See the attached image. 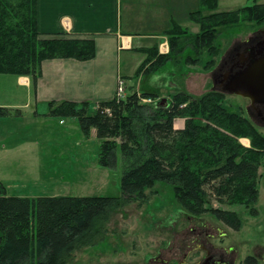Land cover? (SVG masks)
<instances>
[{
	"label": "trees",
	"instance_id": "1",
	"mask_svg": "<svg viewBox=\"0 0 264 264\" xmlns=\"http://www.w3.org/2000/svg\"><path fill=\"white\" fill-rule=\"evenodd\" d=\"M259 1L252 0L253 5L237 11L205 15L217 10L219 0H200V9L189 15L199 31L175 25L167 33L170 52L146 51L136 75L155 74L170 62L201 64L205 71L211 70L221 57L216 45L221 31L245 23L264 25V4ZM187 49L194 51V57L183 58ZM95 57L94 40L42 38L37 0H0V75L30 77L35 91L44 61L86 62ZM226 95L212 89L195 97L181 90L169 102L151 104L145 100H156L157 95L133 93L95 104L94 115L88 114L92 106L88 102H50L47 116L77 119L86 138L96 131L100 167L115 168L120 154L121 196H9L0 180V264H67L74 252L107 233L114 213L133 203H149L152 192L148 191L159 182L172 186L184 211L212 215L240 231L239 215L214 207L211 197L220 205L242 206L250 216H258L264 135L241 111H231ZM21 113L0 107V119ZM178 119L184 120L181 129L175 127ZM243 138L250 147L242 145ZM244 264H258V260L250 256Z\"/></svg>",
	"mask_w": 264,
	"mask_h": 264
},
{
	"label": "rangeland",
	"instance_id": "2",
	"mask_svg": "<svg viewBox=\"0 0 264 264\" xmlns=\"http://www.w3.org/2000/svg\"><path fill=\"white\" fill-rule=\"evenodd\" d=\"M259 4H264V0ZM250 5H253L252 0H219L217 10L204 14L232 12ZM197 26L189 27V30L197 32ZM221 32L216 42L221 57L216 58L215 67L205 71L201 64L168 63L159 73L156 82L161 83V87L152 92L158 98L151 104L169 102L171 96L168 93L181 90L195 97L212 89L221 90L215 78L220 77L222 66L225 63L231 66L233 61L230 58H234L237 52L242 53L251 41L264 39V25L252 27L245 23ZM187 56L194 57L193 51L186 50L183 58ZM141 87L142 92L150 91L145 90L146 85ZM18 88L14 76L0 77V104L19 105L15 110L24 114V119L22 113L0 119V146L13 148L9 170L2 174L0 169V179L5 181L8 195L27 198L120 197V154L115 168L100 167V140L95 134L86 138L77 119L47 116L48 106L36 108L34 104L30 105L25 95L14 98L13 94H7V89L12 93L22 92L23 88ZM226 96L231 111H241L264 135V123H256L249 113L250 101L235 95ZM33 111L40 114L36 122L31 121ZM95 113V107L88 108L89 115ZM259 175L257 217L250 216L242 206L220 205L211 197L214 207L235 211L239 215L243 226L238 232L212 215L196 216L184 211L172 186L159 182L148 191L152 192L149 203L143 206L133 203L114 213L107 233L92 246L74 252L67 264H200L210 254H222L232 264H244L250 256L255 257L258 264H264V166Z\"/></svg>",
	"mask_w": 264,
	"mask_h": 264
},
{
	"label": "crops",
	"instance_id": "3",
	"mask_svg": "<svg viewBox=\"0 0 264 264\" xmlns=\"http://www.w3.org/2000/svg\"><path fill=\"white\" fill-rule=\"evenodd\" d=\"M199 9L200 0H37V27L42 38L94 40L96 57L86 62L73 59L44 61L35 91L30 77L14 76L17 86L23 90L12 93L7 89V94H13L14 98L25 95L30 105L34 104L36 108L40 105L47 107L53 101L88 102L94 106L112 100L116 98L119 80L125 83L126 97L133 93L152 94L161 87V83L156 82L161 71L136 75L148 56L146 51L168 54L167 33L175 25L188 30L194 27L196 24L189 15ZM142 85L150 91L142 92ZM0 106L12 110L19 107ZM32 116L31 121L36 122L40 114L33 111ZM21 118L24 119L23 113ZM175 127L183 128L184 120H176ZM94 134L95 130L91 136ZM240 142L245 147L250 146L248 139L243 138ZM12 150L10 145L0 146L2 174L9 170ZM3 183L7 189L5 181Z\"/></svg>",
	"mask_w": 264,
	"mask_h": 264
},
{
	"label": "water",
	"instance_id": "4",
	"mask_svg": "<svg viewBox=\"0 0 264 264\" xmlns=\"http://www.w3.org/2000/svg\"><path fill=\"white\" fill-rule=\"evenodd\" d=\"M221 91L264 105V49L242 59L238 70H231L220 82Z\"/></svg>",
	"mask_w": 264,
	"mask_h": 264
},
{
	"label": "flooded vegetation",
	"instance_id": "5",
	"mask_svg": "<svg viewBox=\"0 0 264 264\" xmlns=\"http://www.w3.org/2000/svg\"><path fill=\"white\" fill-rule=\"evenodd\" d=\"M263 49H264V39L259 38L254 42L248 44V48H246L242 53L237 52L234 55V58L233 57L230 58V60L233 61L231 66H229L228 63H225L222 66V68L220 69L221 71L220 77L218 75L215 78V83L217 85L218 84L220 85V82L232 69L235 71L239 69V67L242 65V59H246L251 53ZM249 113L256 123L259 122L264 123V105H252L250 101ZM200 264H232V261H230L222 254H210Z\"/></svg>",
	"mask_w": 264,
	"mask_h": 264
},
{
	"label": "built area",
	"instance_id": "6",
	"mask_svg": "<svg viewBox=\"0 0 264 264\" xmlns=\"http://www.w3.org/2000/svg\"><path fill=\"white\" fill-rule=\"evenodd\" d=\"M118 99H124L125 98V94H124V82L120 81L119 82V86H118V92H117V96ZM151 99L145 100V102L147 103H151Z\"/></svg>",
	"mask_w": 264,
	"mask_h": 264
}]
</instances>
